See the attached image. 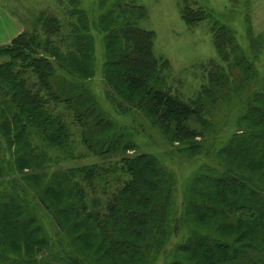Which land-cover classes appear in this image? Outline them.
<instances>
[{"label": "trees", "instance_id": "trees-1", "mask_svg": "<svg viewBox=\"0 0 264 264\" xmlns=\"http://www.w3.org/2000/svg\"><path fill=\"white\" fill-rule=\"evenodd\" d=\"M73 10L82 28L74 25L70 34L73 43L66 44V50L55 44V36L61 34L56 16L39 18V30L23 29L10 42L0 45V134L6 149L15 156L16 170L22 179L27 185L35 183L32 187L37 189L38 205L44 212H51L61 228L62 223L72 222L68 229L79 233L77 239L84 246L96 248L102 256L98 263H122L113 251L116 249L134 257L133 264H143L149 238L152 243L157 227L162 225V232L169 227L172 233L168 220L169 190L165 185L171 178L152 156L136 151L127 154L135 146L130 131L113 138L105 135L107 139L100 140L110 122L84 84L92 75L93 43L86 33L88 26L82 10ZM180 13L189 25L205 17V12L203 16L200 9L188 5ZM138 14L147 17L142 6H133L131 15ZM153 40L152 30L128 22L111 25L105 35L104 80L112 95L127 104L126 108L120 104L121 112L138 109L172 139L192 140L199 134L188 121L204 123L200 114L208 89L203 86L194 98L184 100L164 88L159 73L167 61L155 56ZM229 41L224 28H219L214 44L225 61L231 55L232 46L225 54ZM55 67L66 73L60 83L54 75ZM243 67L250 73L251 66ZM258 95L255 98L254 94L253 101L256 105L261 102L259 107L264 113V95ZM72 121L83 131L88 128L82 142L89 152L118 158L104 164H79L49 176L35 173L36 169L43 170L46 160H53L48 150L66 159L79 157L69 146ZM249 123L255 125V119L251 118ZM247 138L255 144L264 135L253 131L247 133ZM240 145L232 140L221 149L230 168L220 171L207 167L195 176V182L200 184L187 195L190 200L186 211L192 218L191 224L183 220L190 225L189 232L175 247L185 261L172 260L169 264H229L247 258L253 251H264V167L260 165L264 157L259 158L255 149H263L264 144L249 149ZM251 160H255V172L262 186H253L247 176L233 169L234 161L247 165ZM25 191H0V264H44L49 260L44 251L37 254L45 245L44 237L27 198H19ZM100 195L105 198L102 208H89L83 200ZM62 198H79L82 205L47 204ZM95 234L101 240L93 246L88 240ZM246 264L256 263L247 259Z\"/></svg>", "mask_w": 264, "mask_h": 264}, {"label": "rangeland", "instance_id": "rangeland-1", "mask_svg": "<svg viewBox=\"0 0 264 264\" xmlns=\"http://www.w3.org/2000/svg\"><path fill=\"white\" fill-rule=\"evenodd\" d=\"M185 5L194 10L200 9L203 16L205 12V17L193 24H187L180 13ZM133 6H142L147 12V17L131 15ZM0 7L5 10L3 11L14 25L21 29L20 32L23 29L39 30V18L42 20L45 16H56L60 21L61 34L55 36V44L63 50H66V44L73 43L70 34L72 28H75L74 25L80 30L82 28L73 8L82 10L88 26L86 33L91 36L93 43L92 75L84 84L91 91V96L103 116L110 122V127L100 136V140L107 139L105 135L113 138L130 131L135 146L128 150L127 154L136 151L152 156L157 160L158 167H163L171 178L165 185L169 190L168 220L172 233L168 230L169 227L163 232L162 225L157 227L158 233L152 243L149 238L143 264L185 261L175 247L182 243L189 232L188 223L191 224L192 218L186 211L190 200L187 195L200 184L194 180L197 173L207 167L220 171L230 168L221 149L230 145L232 140L246 149L264 144V139L255 140L254 144L247 138V133L253 131L264 135V113L259 107L261 102L256 105L253 101L254 94L255 98L259 97L258 94L264 95V0H0ZM124 22L154 32L153 52L155 56L167 61V66L159 73L164 88L184 100L194 98L203 86L208 89L200 114L204 123L201 124L195 119L188 121L191 128L199 134L192 140L179 142L172 139L168 133L154 127L138 109L131 108L121 112L120 104L124 108L127 104L121 97L112 95L111 87L104 80L107 60L105 35L111 25ZM221 27L230 40L225 47V54L229 52L228 47L232 46L228 61L221 59L223 56L219 55V49L215 48L217 45L214 44L215 33ZM244 65L251 66L250 73L244 69ZM54 75L60 83L66 73L63 69L61 71L56 68ZM258 115L259 118L256 117ZM1 116L0 113V121ZM251 118L255 119V125H250ZM87 129L86 127L83 131L75 122H69V146L79 157L66 159L62 154L48 150V156L53 160H46L43 170L36 169L35 173L49 176L51 172L79 164H104L118 158H105L89 152L82 142V135ZM183 149L193 153L188 154ZM255 149L259 151L258 157L263 158L264 148ZM0 160V191L22 193V188H25L26 191L19 198H27L28 206L33 208L41 223L40 235L44 237L45 245L37 254L42 251L46 253L45 256L49 260L44 264L54 261L63 264H100L98 261L102 256L98 255L96 248L84 246L77 239L76 235L79 233H72L68 229L72 222L62 223L61 228L56 219L53 220L52 213L44 212L38 205L37 189L32 187L35 183L27 185L22 179L16 170L15 156L12 150L6 149L1 134ZM234 162L233 169L247 176L253 186H262L261 179L255 172V160H251L247 165L244 161ZM260 165L264 167V161H261ZM258 173L260 174L259 169ZM83 200L89 208H102L105 205L102 195L98 198L88 196ZM61 203L82 205L79 198H62L59 202H47L53 206ZM100 240L101 236L95 234L88 242L95 246ZM154 248L158 250L155 252ZM113 251L123 260L118 264H133L131 260L134 257L116 249ZM247 259H252L256 264H264V251H253L247 258L228 263L246 264Z\"/></svg>", "mask_w": 264, "mask_h": 264}, {"label": "crops", "instance_id": "crops-1", "mask_svg": "<svg viewBox=\"0 0 264 264\" xmlns=\"http://www.w3.org/2000/svg\"><path fill=\"white\" fill-rule=\"evenodd\" d=\"M3 10L0 7V44L8 43L21 30L14 25L13 21L4 12L5 10Z\"/></svg>", "mask_w": 264, "mask_h": 264}]
</instances>
